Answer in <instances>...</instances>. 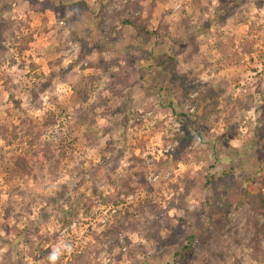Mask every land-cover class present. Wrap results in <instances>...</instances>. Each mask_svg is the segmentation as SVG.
I'll return each instance as SVG.
<instances>
[{
	"label": "rangeland",
	"instance_id": "rangeland-1",
	"mask_svg": "<svg viewBox=\"0 0 264 264\" xmlns=\"http://www.w3.org/2000/svg\"><path fill=\"white\" fill-rule=\"evenodd\" d=\"M257 192L264 0H0V264H264Z\"/></svg>",
	"mask_w": 264,
	"mask_h": 264
},
{
	"label": "trees",
	"instance_id": "trees-1",
	"mask_svg": "<svg viewBox=\"0 0 264 264\" xmlns=\"http://www.w3.org/2000/svg\"><path fill=\"white\" fill-rule=\"evenodd\" d=\"M101 7L104 9V5L101 6ZM116 13L119 14L120 12L117 11ZM122 21L124 23H126V24H129L131 26L136 27V22L130 16V12H127V15L123 17ZM137 57L141 58V59H144L146 56H145V54L143 52H138ZM168 59H169V57L165 56V55L154 56V61H155V64H157V65H163ZM29 128H31V131H32V130H34L35 127L32 126V124H29L28 127H27V130H24L25 133H23V135L29 136L28 135ZM32 132H34V131H32ZM182 137H184L183 134H182ZM25 166H28V164H25ZM208 168L211 169V168H214V166L212 164H210V165H208L207 168L203 167L202 169L198 170L197 175L194 176V179H196L197 181L204 179L205 180L204 183H208L210 181L209 179L211 177H213L209 173L211 171ZM135 172H136V174H142L143 170L142 171L141 170L140 171H135ZM254 197L256 199V207H257V209L263 214V220L260 223V233L261 232L264 233V196L262 195V193L257 192V193H255ZM120 200H124V197L123 196L120 197ZM114 202L116 203L115 200H114ZM194 238H195L194 233L190 232L189 234H187L186 238H185V241L181 244V246L171 253L170 260H169V262H167V264H175V263L184 262L190 256V254L192 252ZM81 262H82V260L80 258V255L79 256L77 255V257L75 258L74 263L75 264H81ZM107 264H112V262H109Z\"/></svg>",
	"mask_w": 264,
	"mask_h": 264
},
{
	"label": "clouds",
	"instance_id": "clouds-1",
	"mask_svg": "<svg viewBox=\"0 0 264 264\" xmlns=\"http://www.w3.org/2000/svg\"><path fill=\"white\" fill-rule=\"evenodd\" d=\"M50 259H51L52 261H54V260H55V256H54V255H51V256H50Z\"/></svg>",
	"mask_w": 264,
	"mask_h": 264
}]
</instances>
